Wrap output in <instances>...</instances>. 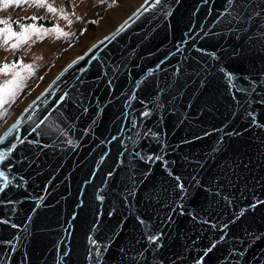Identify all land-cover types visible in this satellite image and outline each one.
Listing matches in <instances>:
<instances>
[{"label":"water","instance_id":"water-1","mask_svg":"<svg viewBox=\"0 0 264 264\" xmlns=\"http://www.w3.org/2000/svg\"><path fill=\"white\" fill-rule=\"evenodd\" d=\"M253 8L261 15L247 30L229 32L212 27L224 0H144L28 103L0 135L23 118L20 138L40 142L0 145L17 144L0 170L18 174L0 191V241L10 242L0 264H264V0ZM190 30L195 39L178 52ZM227 73L254 91L237 93ZM169 83L156 111L158 85ZM145 108L152 115L141 118ZM34 123L47 135H29ZM149 128L158 136L144 135ZM161 152L163 161L142 158ZM21 154L28 160L12 166ZM149 230L162 234L155 244Z\"/></svg>","mask_w":264,"mask_h":264},{"label":"snow or ice","instance_id":"snow-or-ice-1","mask_svg":"<svg viewBox=\"0 0 264 264\" xmlns=\"http://www.w3.org/2000/svg\"><path fill=\"white\" fill-rule=\"evenodd\" d=\"M17 5H24L28 4L32 7L44 9L46 12L52 14L53 17H58L59 19H62L67 23V25L70 27L72 24V20L70 18V15L67 11H65L63 8H58L54 6V0H16ZM162 0H152L153 5H160ZM205 3H207V0H205ZM4 7L7 8L9 6V0H3ZM111 6H116L115 4H112ZM162 15H169L167 9H165L162 13ZM72 16H75V11L73 10L71 12ZM139 13H137V16ZM253 15L256 17H259L261 15L260 11H257L255 8H253V0H224V10L220 13L221 17H225L223 20H220L219 18L217 21L213 22L212 27L215 28L217 24L220 25V28L229 32H239V31H246L247 25L251 22ZM38 17L32 16L31 20L33 23L31 24H23L18 23L17 28L14 30L11 26H8V22L0 20V25H3L0 27V45H8L10 41H14L11 43L10 47L11 50H18L22 45L28 44L30 41L33 43L37 41H43L46 37L53 36L55 39H65L69 40L74 33L64 31L63 28H61L59 25H54L52 27H44L43 25H38L36 22L38 21ZM77 19H80V17H77ZM91 23H97V21L93 20L90 21ZM241 25H244L245 27H241ZM124 26H121L120 30H123ZM118 30V31H120ZM117 33H113L112 37L106 38V39H113L115 38ZM209 33H205V35H208ZM262 35H264V32H262ZM33 37H35V40H33ZM195 39V37L192 35L191 30L189 33L185 34V40L181 41L176 45V49L179 52L180 51V44L186 43L189 40ZM101 43H104V41H101ZM195 47V46H194ZM199 51H204L203 49H199ZM174 55V53H173ZM37 59H40V57H37ZM164 61H160L155 69H150L145 73V76H152L155 71H158L160 69L161 64H163ZM223 71V69H222ZM0 75L4 76H11V79L3 82L0 84V109H3L5 106L10 105L15 102L16 98L18 97V94L23 90L25 86V81L29 79L31 76L35 75L34 71V65L32 64H24L23 61L13 62L12 64L4 63L0 65ZM226 83L231 87L234 88L237 93H240L242 95L248 96L254 91V87L252 85H249L248 87H245L239 83H235V77L232 73H227L225 76ZM140 81L136 82V87H139ZM171 83L167 84L166 87H159L158 85V93L157 97H155L152 101L154 109L156 111H160L164 107V102L159 99V96L165 92H167L171 88ZM135 93L133 92L129 96V100L135 99ZM235 99V97H234ZM73 103H76V101H73ZM144 103V102H141ZM261 103H264V101H261ZM82 104V101L80 104H77V107H80ZM126 105L130 107V104L126 102ZM239 107V104L237 105ZM87 108H83L84 112H87ZM152 115V111H150L148 108H145L140 113V117H149ZM247 115L253 118V123H255V117L251 111L247 112ZM8 116L7 112L0 113V119H4ZM125 116H127V112L125 113ZM23 122V118H21V121H18L16 124L13 125V127L3 136L0 137V145H4L6 141H9V138L14 137L15 141H19L20 145H23L25 143H28L30 145H37L39 144V140L37 138H33L32 140H26L21 139L19 136V129L21 126V123ZM136 117L134 116L133 119L130 121V124L132 128H135L136 126ZM95 121H93V124ZM51 128H55L57 132V136H63L67 137V132L64 129H61L55 122H52L50 124ZM41 129L40 123H34V126L31 127L29 130V135L33 132H36L38 135L44 134L47 135V131L38 132V130ZM123 127L121 128V131H123ZM131 130V129H129ZM91 131V126L88 128H85L83 130V135H88V133ZM220 131V130H216ZM238 133L232 132V133H225V135H237ZM136 135H139V133H136ZM144 135L146 136H158V134L153 133L152 130L146 129L144 131ZM198 138V137H197ZM116 137H112V140H115ZM129 140H134V137L130 136L128 137ZM223 136L220 137V142H222ZM70 146H78V141L75 139H66L65 141ZM159 142V141H158ZM123 143V141H122ZM48 146H57L55 144V139L52 141V145H41V147H48ZM166 145L161 144V148H165ZM17 148V144L15 142H9L7 145V150L0 151V164H4L5 161L9 158L12 152H14ZM136 156H141L140 152H136ZM143 159L147 161H154V160H164V153H157L154 155H144L142 157ZM25 160H28V157L21 154L18 159L12 161V166H15L18 163H22ZM102 162V161H101ZM29 163L31 161L29 160ZM109 176L112 175V173L108 174ZM18 174L13 173L12 178L10 179L9 176L6 174L5 171L0 170V191H4L10 188V186H13L14 181H17ZM177 181V188L184 190L185 186L183 183L180 182L179 177H173ZM23 176H19V181H23ZM195 180V177H193ZM19 186V184L15 185ZM209 191V194H213L212 189H207ZM215 195H219V192L216 191ZM42 200V198H40ZM99 200H103L102 196L97 197ZM224 199L227 201V197H224ZM9 203H13L12 201H8ZM39 202L37 204L39 205ZM258 203H264V201L258 202ZM183 214V212H181ZM111 215V213H109ZM239 213L237 216L239 217ZM169 221H171V217L168 218ZM194 219H198L194 217ZM7 223V221H5ZM141 223H143L141 221ZM204 223H208V221H204ZM13 227H16L13 225ZM145 227L148 228V225L145 224ZM228 225H222V229H226ZM161 233H152L147 231L145 233L146 239L148 243L155 244L157 240L160 239ZM223 239V237H221ZM91 244L99 248L100 244L95 240L90 238ZM10 242L7 241H0V244H7ZM107 247V245H105ZM215 247V245H213ZM208 251H211V248L208 249ZM96 256L99 257L100 253L97 251ZM202 264V262H201Z\"/></svg>","mask_w":264,"mask_h":264},{"label":"rangeland","instance_id":"rangeland-1","mask_svg":"<svg viewBox=\"0 0 264 264\" xmlns=\"http://www.w3.org/2000/svg\"><path fill=\"white\" fill-rule=\"evenodd\" d=\"M143 1L54 0V6L63 8L69 13L72 20L69 27L65 21L53 17L44 9L28 4L18 6L16 0H9V6L5 8L3 0H0V20L8 22V26L14 30L18 23L27 25L26 21L31 20L32 16H36L39 18L38 20L51 23L49 26L43 25L44 27L59 25L64 31L75 34L69 40H57L53 36H49L43 41L35 43L30 41L18 50H11L10 45L14 41H10L8 45H0V65L23 61L24 64L34 65L35 71V75L25 81V86L18 94L15 102L0 109V113H8L7 117L0 119V135L70 61L83 54L92 44L114 30ZM112 4L116 6H111ZM73 10L75 16L71 15ZM93 20L97 23L90 22ZM2 26L0 25V27ZM9 79H11L10 75H0V84Z\"/></svg>","mask_w":264,"mask_h":264},{"label":"trees","instance_id":"trees-1","mask_svg":"<svg viewBox=\"0 0 264 264\" xmlns=\"http://www.w3.org/2000/svg\"><path fill=\"white\" fill-rule=\"evenodd\" d=\"M26 23L31 24L33 22H32V20H28V21H26ZM36 23L39 25H45V26L51 25V23L49 21H44V20H38Z\"/></svg>","mask_w":264,"mask_h":264}]
</instances>
